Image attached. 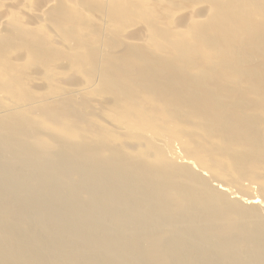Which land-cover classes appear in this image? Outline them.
<instances>
[{
    "label": "bare ground",
    "instance_id": "bare-ground-1",
    "mask_svg": "<svg viewBox=\"0 0 264 264\" xmlns=\"http://www.w3.org/2000/svg\"><path fill=\"white\" fill-rule=\"evenodd\" d=\"M249 1L238 0L236 7L239 6L238 9L249 7L252 5ZM263 1L261 0L258 5L257 2L255 4L256 13L262 15L263 23L253 20V14L245 13L246 19L250 22L247 25L243 24L242 29L250 30L252 33H247L245 43L236 49L237 53L234 55L235 50L232 49L231 53L227 55L222 57L218 55L213 58V62L216 60L221 63L227 60L226 66L211 67L214 77L222 76L235 79V84H232V81L222 78L231 83L238 92L233 99L225 98L224 102L227 104L223 105V108L226 109L223 120L232 136L226 135L223 125L220 126L216 120V114H214L213 125L217 132L219 128L222 129L221 135H217L210 128L206 131L202 121L198 123L200 134L197 128L191 127L189 110L192 107L191 101L194 95L191 87V70L193 71L194 67L192 68L191 64L184 67H180L178 64L162 66L164 58L151 56L145 51L132 52L128 50L129 53H132L133 63L129 66L128 63L122 64L125 67L135 68L140 76L132 74V77L135 79L136 76L140 82L142 76L146 78L144 83L130 86L129 89L128 86L120 85L118 80L124 79L128 74L126 68L119 69L104 65L100 74L101 77H105L104 84L108 85L113 93L118 94V98L120 95L124 96L130 93L133 96L147 94V106L149 98H151L154 102L164 104L165 110L169 107L171 113L168 116L170 121L174 122L177 134L179 130L181 141L176 142L174 139L173 142H166L169 149L165 146L166 150L163 147L165 151L150 142H154V139L158 138V135L161 134L160 130L159 133L157 132V137L150 135L151 138L146 136L147 128V131L142 130L143 135L145 132V135L141 136L142 138L139 135L132 137L135 139L133 146L125 139L124 128L118 131L122 143L119 142L120 145L109 143L99 136L94 138L92 134V138L90 135L83 136L79 132L74 134L75 139L71 133L72 138L68 137L63 140L60 136H44L43 131L38 132L34 128V121L32 123L31 120H28L35 113L30 111L32 109L27 111L26 119L22 120L17 119V113L23 111L21 107V110H17L18 105L12 110L11 107H8L7 109L10 110L7 113H1L0 264H264V201L259 200L261 194L259 198L253 197L254 193L252 195L250 191L248 192L245 184V187H241L243 186L242 180L247 179L248 175L242 180L239 178L241 181L237 179L239 185L236 179L235 183L230 181L227 185L224 181V183L217 181L215 177L220 175L216 172L212 177L216 168L214 167L211 171L213 167L209 165V163L223 164L224 160H228L227 163L230 161L235 169L247 164H254L256 161L253 158L259 153L257 149H260V143L264 142V113L261 112L263 115L257 114L260 110L255 113L254 109L257 108L258 101L255 104L256 102L250 97L253 95L258 99V96L254 95L256 91L252 86L254 83L257 87L260 85L259 89L264 93V38L258 35V33H264ZM2 3L0 7L5 4ZM50 7L47 6V8ZM78 7L80 8L81 5ZM234 12L235 9L232 6L226 14L213 19V34L205 35L204 40L207 42L212 36L217 35L219 28L223 29L222 32L225 30L235 32L234 28L236 27L227 25L228 22L232 25L237 23V18L230 19ZM51 16L54 17V15ZM51 16L48 18L51 19ZM192 17L195 19L193 15L190 20ZM260 20L261 16L259 15L257 21ZM6 21L8 24L11 22L7 18H3L1 24H5ZM242 21L245 23L244 19ZM12 24L10 25L12 26ZM183 27L185 29L186 26ZM6 28L4 25L3 29ZM14 28L16 29V26ZM194 28L195 26L192 27V29ZM27 29L29 33L32 31L28 27ZM33 33L34 31L31 36ZM0 34L2 36V33ZM24 35L26 38L30 36L26 30L23 37ZM136 38L133 39L145 41L143 37ZM220 43L221 41H218L211 47L215 54L219 53ZM51 44H54L53 41ZM129 44H133V41ZM138 45L140 44L138 43ZM206 46L207 43L202 49ZM6 48H1L0 52H6ZM30 51L32 52V50ZM188 52V48H186L181 53L186 63L189 58ZM86 55H88L87 62L93 69L91 71L95 72L101 68L99 58L93 53ZM210 55L212 57V54ZM83 56L85 55L83 54ZM165 57L173 63L181 62V57H178L177 52L173 56ZM22 59L25 60V57ZM206 61L205 59L204 62L206 63ZM241 62L245 63L243 67H241ZM154 65L162 67L150 70ZM231 67L232 69L238 68V74L233 72L229 74L228 68ZM240 70L244 72L245 77H240L242 74ZM2 71L3 69L0 70V72ZM134 72L135 70H132V73ZM167 74H170L171 77L165 80ZM206 74L207 72L204 76ZM159 75L162 77L158 81ZM11 76L9 75V77ZM7 78L8 75L2 80H5V85H9V82L14 84L19 81L16 79L12 83ZM255 79L257 82H254ZM2 81L0 89L4 90L5 86L1 87ZM32 81L29 80V83L32 84ZM241 82H247V85L250 83L252 88L248 92L243 91V87L239 86ZM223 85L229 86L225 82ZM212 87L213 83H208V91L215 94ZM248 87L250 88V86ZM76 89L77 87H75V91ZM0 92V98L4 99L2 90ZM7 93L9 92L7 91ZM162 93H165V96H162ZM14 96L17 98V94ZM11 97L13 96L11 95L9 98ZM96 99L94 98L93 101L97 103L98 99ZM261 99L263 100L261 103L264 104V97ZM6 100L7 102L3 103L7 107L8 99ZM61 100L63 99L60 98ZM101 101L102 99L98 102L101 103ZM116 102L115 108H119L118 105L123 104L122 101L121 103L118 100ZM48 103H50L49 100ZM129 103L133 107V102ZM262 104L259 106H263ZM130 105L127 107L128 111H130ZM144 107L145 105H143ZM183 107L188 111L185 115L180 111ZM143 108L141 106L142 110ZM162 108L164 107L162 106ZM232 110H239V112L233 113ZM128 111L126 110L127 113ZM162 113L153 114V119H159ZM61 114H63L62 111ZM66 115L67 117L64 116L66 119L59 121L60 125L65 120L68 121L67 123L76 121L72 111ZM127 115L125 116L128 118L129 114ZM200 116V113L195 112V120ZM139 119V122L146 120V118ZM125 122L127 121L125 120ZM166 122L168 123V121ZM38 123L40 122L35 125L38 126ZM150 123L156 128L157 122L155 125L153 121ZM150 125L147 123L146 127ZM159 125L161 124L159 123ZM62 127L64 129L65 126ZM134 127H136L135 124ZM66 129L70 130L68 126ZM45 130L48 131V129H44V132ZM154 131L156 132V129ZM205 131L208 144H204L203 134ZM148 133L150 132L148 131ZM168 134H170L169 130H167ZM198 134L199 137L196 139L195 136ZM110 135V140L113 142L112 133ZM172 135L173 138L176 137V135ZM43 137L45 138L43 139ZM167 137L169 138V136ZM114 138L116 139V137ZM209 139L211 143L214 140H219V145L209 144ZM157 141L160 143L162 138L159 137ZM163 141L165 142L164 139ZM193 144V147L197 149L196 154H199L197 157L200 160L203 158L205 166L201 167L196 164L198 163L196 154L194 150H192L193 154L192 151L190 152L191 149L189 150L190 145ZM237 144L242 145L243 151V148L246 149V153L242 155L245 159L243 162L237 158L239 156L236 153L239 148L237 151L235 149V146L236 148L239 146ZM233 145L234 147L230 148ZM167 150L170 151L168 154L172 160L168 159ZM188 152L190 155L187 154ZM260 157L262 158V156ZM261 158L259 161L257 160L258 163L261 162ZM250 159L253 160L249 161ZM200 160L199 162H201ZM256 165L258 164L256 163ZM263 165H261L262 168H264ZM210 167L211 170H209ZM209 172L212 173L211 179L207 178ZM253 173L247 179L250 181L247 189L250 187L252 191L251 177ZM262 173L256 174L258 175L256 178L260 179L264 175ZM223 178L228 180L224 175ZM213 179L221 183L217 184L213 182ZM255 179L253 176V180ZM244 180L243 182L246 181ZM231 182L236 184L242 193L245 194L246 190L250 195L248 199L242 200L243 205L237 201H230L236 198L241 199L238 198L240 191L234 188L235 185L232 187Z\"/></svg>",
    "mask_w": 264,
    "mask_h": 264
},
{
    "label": "rangeland",
    "instance_id": "rangeland-1",
    "mask_svg": "<svg viewBox=\"0 0 264 264\" xmlns=\"http://www.w3.org/2000/svg\"><path fill=\"white\" fill-rule=\"evenodd\" d=\"M9 1H12L13 4ZM236 1L238 2V0H17V2L16 0H0V5L2 2L5 3H2L4 5L0 7V33H2V36L0 34V49L7 47L6 52H0V70L3 69V71L0 72V82L5 79L7 75L12 83L15 82L16 79L19 80L15 82L16 86L15 83L10 84L9 81V85H5V80L2 81L3 83L1 87H5L4 90L3 88H1L0 91L2 90V95H4L5 98H0V114L3 112L7 113V111L9 112L10 109H7L8 107H11L12 110L18 105L19 108L17 107L18 109H16L21 110V107L23 111L17 113V119L22 120L26 119L27 111L29 109H32L30 111H33L35 113L32 115V117L30 116L28 120H31L32 123L34 121V128H36L38 132L43 131L42 133L44 136H60L63 140L71 137V133H73L72 137L73 139H75L74 134L76 132H79V134H83V136H91L92 134L94 135V138H97L99 136L104 138L105 141L109 143L119 144L120 142V144H122L118 135V131L124 128L125 130L123 129V132L125 131L124 134H126V136L124 137L127 142H129L133 146L135 140L132 138L133 136L139 135V137H143L145 135V132L143 135V131L148 130L150 132L148 133L147 131L146 133V136H149L148 138L157 137V132L160 130L161 134L158 135V138H162V141L163 139L165 140V142L163 141V144L162 141L160 143L159 141H157L158 138L154 139L153 142L150 141L146 136L145 137L154 146L165 151L166 148L169 149L166 146L168 145V142H173L174 139H176V142L181 141L179 130L177 134V129H175V125L173 124L174 122L172 123V121H170V117L168 116L169 113H171L169 107L168 109H166V111L164 104L154 102L151 100V98H149V104L147 106V94L135 95L138 94L135 93V96H133L130 93L127 95L125 94L124 96L120 95V98H118L119 95L113 93L112 89H110L108 85L106 86L104 84L105 77H101L100 74L103 68L102 66L104 65H108L112 68L118 67L119 69L126 68L128 74L124 79L118 80L120 85L124 87L128 86L129 89L130 86L144 83L146 81V78L141 76V80L140 82H138L139 79L136 76L135 79L132 77V74L139 75L135 68L125 67L122 64L128 63L129 66L133 63V60L131 59L132 53H129L128 50H131L132 52L145 51L151 54V56L155 55V57H158L160 59L164 58L165 60H162V66L178 64L180 67H184L187 64H191V67H194L193 71L191 70V87L194 93L191 101L192 107L189 110V113L191 114V127L197 128L200 134L198 123L202 121V123L206 127V131L208 128H210L217 135H221L222 129L219 128L217 132L213 125L214 114H216V120L218 124L220 126L221 124L223 125V130L226 132V135L232 136L231 132L227 130L225 121L223 120V116L226 112V109L223 108V105L227 104L226 102H224L225 98L233 99L235 98V94L238 93L232 85L235 84V79H230V77L224 78L222 76L214 77V72L211 71V67H222L227 64V60L220 63V61L217 62L216 60H214L213 62V58L218 55H220L221 57L223 55H227L231 53L232 49L235 50V55L237 53L236 49L240 45H244L247 33H252L250 30L242 29L243 24L247 25L250 22L245 17L246 12L253 14L254 17L252 18L253 20L255 19L257 23H263L262 15L256 13L255 10L256 2L258 5L260 4L261 0H253L255 3L250 0L249 3H251L252 5H250L249 7H245L244 9H238L239 6L236 7ZM233 2L235 3L233 4ZM262 3L264 4V1ZM49 4L51 5V7ZM78 5H81V7L83 8H79ZM47 6H49L50 8H47ZM232 6L234 7L235 12L231 15L230 19L237 18V23L232 25V23L228 22L227 25H230V27H236L237 29L234 28L235 32L226 30L222 32L223 29L219 28V33L215 36H212L210 40H207L206 42L204 40V36L207 34H213V19L217 18L220 15L226 14L229 8ZM75 7H77L78 10ZM3 12L6 13V15H4ZM2 13L3 16H1ZM51 15H54V17H52ZM193 15L195 16V19H193L194 17H192L190 20V17ZM259 15L261 16V20L258 22L257 18ZM50 16L51 19H49ZM3 18H7L11 22L8 24L6 21L5 24H1ZM53 18L57 20H52ZM243 19L245 20V23H243ZM10 24H12L13 27ZM4 25L5 28L7 27L5 30L3 29ZM14 26H16L17 30L14 28ZM183 26H186L185 29ZM193 26H195L194 29H192ZM27 27L34 31L32 36V31L30 30L31 32L29 33ZM6 30L8 31L6 32ZM25 30L31 37L28 36V38H26V34L23 37ZM258 35L264 38V33H258ZM134 37H139V39L140 37H143L145 41H138L136 40L137 38L133 39ZM55 39H57L58 42ZM51 41H53L54 44H51ZM83 41L87 42L88 44L84 43ZM132 41L133 44H129V42L132 43ZM218 41H221L219 46V53L215 54V51H213L214 49H212L211 47H213ZM138 43L140 45H138ZM206 43V48L202 49V47H204ZM186 48H188L189 51V58H187L188 63L183 60L184 57L181 54L182 51H185ZM28 50H32V52L30 51L29 53ZM85 51L87 53H93V55L99 58V65L101 68H99L95 72L91 71L93 69L89 65V62H87L88 55H86L87 53ZM175 52L178 53V57H181V62L173 63L171 60L165 57L173 56ZM83 54L85 56H83ZM210 54H212V57ZM24 57L25 60L22 59ZM205 59L207 60L206 63L204 62ZM255 63L257 65V62ZM216 64L219 65L217 66ZM243 65H245V63L241 62V67H243ZM162 66L154 65L150 70H156L157 68ZM228 69L230 70L228 72L229 74H232L231 72L238 74L239 72L238 68L232 69L231 67ZM132 70H135V72L132 73ZM240 71L242 73L240 77H245L244 72L242 70ZM117 72L119 73V71ZM206 72L207 74L204 76ZM9 75L15 76L16 78H13L12 76L9 77ZM161 77L162 75H159L157 80L159 81ZM170 77L171 75L167 74L165 80ZM222 78H224L225 80L227 79V81H232V84L226 82ZM29 80H33L31 82L32 84L29 83ZM255 81L257 82L256 79L254 80V82ZM210 82L213 83L212 89L214 90L215 94L208 91V83ZM223 82L228 84L230 87L224 86ZM239 86H242L243 91L246 92H248L253 86L255 87L254 90H256L254 95L256 94V96H258V99L264 97V93L261 89H259L260 85L259 87H257L256 83L251 86L250 83L247 85V82H241ZM248 86H250V88ZM75 87H77L76 91H78L79 94L76 93ZM78 88H80V90H78ZM7 91L9 93H7ZM15 91L17 92L13 93ZM11 92L12 94H10ZM71 92L72 94H74L72 95ZM6 93L8 94V97ZM15 94H17V98H14ZM96 94H98L97 97ZM11 95L13 96L11 98H14L17 101L16 103V101L13 99V102H15L16 104H12V99L9 98ZM161 95L165 96V93H162ZM58 96L63 99L61 100L62 102L60 101V98ZM250 97L256 102L255 104H257L258 101L257 108L254 109L255 113H257V110H260L257 114L263 115L262 113H264V104L261 103V101L263 100H258L256 99L257 97L255 98L253 95ZM94 98L98 99H96L97 103L96 101H93ZM6 99H8L7 107L3 103L5 101L7 102ZM89 99H91V102L89 101ZM101 99V103L98 102ZM48 100L50 101V103H48ZM117 100L119 103H121V101L123 103L118 105L120 106L119 108H115V106L117 105ZM129 102H133L132 105L134 108L131 107V103ZM143 102H145V104H143ZM98 104L100 107L98 106ZM142 104L145 105L144 108ZM260 104H262L263 106H259ZM128 105H130V111H128ZM50 106H53L54 108H51ZM141 106L143 110L141 109ZM162 106L164 108H162ZM122 107H126L127 109L124 110ZM158 109L159 113L163 112L162 116H159V119H153V114H157ZM59 110H61L63 114H61V111ZM126 110L128 111V113L126 112ZM70 111L74 113V119L76 121L67 123L68 121L65 120V122H63L64 125L63 123L62 125H60L59 121L61 119H66L64 116L67 117L66 114H68ZM180 111L184 115L188 113L185 107L180 109ZM195 112L201 114V116L197 120H195ZM232 112L238 113L239 110H232ZM131 113L132 115H130ZM127 114H129V119L127 118ZM123 116L125 117L122 118ZM140 116L141 119L146 118V120L139 119ZM131 117L132 119H130ZM124 119L127 122H125ZM138 119L141 121L139 122ZM150 121H153L154 125L155 122H157L158 125L156 124V128L153 127ZM158 121L161 125H159ZM166 121H168V123ZM37 122L41 123H38L39 127L37 126V124L35 125V123ZM147 123L149 125L151 124L150 126L152 128L150 126L146 127ZM134 124L136 125V127L133 128ZM62 126H65L64 129ZM67 126L71 131H67ZM166 126H168L169 129L166 128ZM154 128L156 129V132L154 131ZM44 129H48V131L45 130L44 132ZM88 130L90 133L88 132ZM167 130H169L170 132V134L168 135ZM206 131L203 134L204 144H208L206 141ZM111 133V139L113 138V142L112 140H110ZM172 134L176 135V137L173 138ZM199 134L195 136L196 139H198ZM167 136H169V138ZM114 137H116V139ZM44 138L45 137H43V139ZM219 142V140H214L212 141V143L210 141L209 144L211 143L212 145L218 146ZM164 143L166 144L164 145ZM230 144L232 145L234 143ZM261 145L263 146L262 149H264V142L260 143V149ZM193 146L194 144L190 145L191 148H189V150L191 149L190 152L194 150V153L196 154L197 149ZM241 146L242 145H239L237 146V148L235 146V149L237 151V149L239 148L238 152H236L237 156L239 155L237 158L239 159V161L241 160L240 162H243L245 159L242 155L246 153V149L243 148L245 151L244 152L241 149ZM163 147L165 148V150ZM231 147H234V145L230 146V148ZM258 149L257 151H259V156L257 155L255 158H253L258 165H256V163L247 164L235 169V167L231 165L230 161L229 163H227L228 160H224L223 164L209 163V165L213 167L212 170L211 167L209 168V170L213 171L214 167L216 169H214L213 174L209 172V176L207 175V178L211 179L210 175L212 174L213 177V175L215 176L214 173L216 172L221 176L217 177L216 175L215 178H217V181H224L228 185L230 181L235 183L234 180L236 179V182L238 181L237 184L239 185L240 179L242 180L243 177L246 178L247 175L251 176L252 172H254L251 177L252 180L250 178L253 191L252 189H250V187L249 189H247L250 185V181L247 180L249 179L248 176L247 179H245L247 182L244 179L243 180L245 182H243L242 180L241 183L243 186L241 187L243 188L246 185V190H248V192L250 191L252 195L254 193L253 197L255 196L259 198L261 194L259 200L264 201V181H262L264 180V175L260 177V179L256 178L258 177V175L256 174L259 173L260 175L262 172H264V168L261 167V165L264 164V150L262 151V149ZM190 152H188L187 154L190 155ZM166 153L168 159L172 160V157H169L168 154L170 153V151L167 150ZM191 153L193 154V151ZM181 154L184 155V153L182 152ZM197 154L196 158L198 160L196 161H198V163L196 164L200 165L201 167L202 165L205 166V163H203L202 161L203 158H201L200 160V158L197 157ZM260 156H262V158ZM259 157L262 159L260 163H258V161L260 160ZM253 159H250L249 161H252ZM199 160L201 162H199ZM223 175L225 178H228V180L224 179ZM253 176L254 179L256 178L255 180H253ZM217 181L213 179V182L217 184L221 183ZM232 182L230 183V185L233 184ZM231 186L237 188L236 184H233ZM213 187L216 188L215 186ZM236 190L240 191L238 198L241 199L238 200L236 198L231 199L230 201H237L243 205L242 200L248 199L250 195H248V192L245 189V194L242 193L239 188H237Z\"/></svg>",
    "mask_w": 264,
    "mask_h": 264
}]
</instances>
